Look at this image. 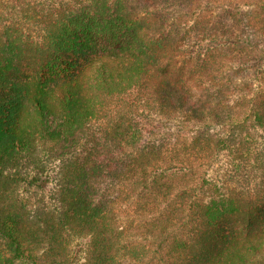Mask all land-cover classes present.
<instances>
[{
	"label": "trees",
	"instance_id": "trees-1",
	"mask_svg": "<svg viewBox=\"0 0 264 264\" xmlns=\"http://www.w3.org/2000/svg\"><path fill=\"white\" fill-rule=\"evenodd\" d=\"M0 264H264V0H0Z\"/></svg>",
	"mask_w": 264,
	"mask_h": 264
},
{
	"label": "rangeland",
	"instance_id": "rangeland-1",
	"mask_svg": "<svg viewBox=\"0 0 264 264\" xmlns=\"http://www.w3.org/2000/svg\"><path fill=\"white\" fill-rule=\"evenodd\" d=\"M149 112V111H148ZM145 114H147V112H145ZM218 166V165H217ZM214 169V168H213ZM209 172H212V169H208ZM56 184V179H55V174L52 175V180L49 184V188L50 190H54L55 185ZM85 243L86 240L85 239H79L76 241L75 246H74V254H75V260L77 262L83 261V257H84V248H85Z\"/></svg>",
	"mask_w": 264,
	"mask_h": 264
}]
</instances>
